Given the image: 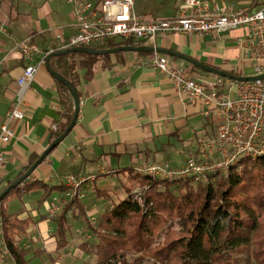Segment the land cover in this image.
Here are the masks:
<instances>
[{"label": "crops", "instance_id": "0c3cea01", "mask_svg": "<svg viewBox=\"0 0 264 264\" xmlns=\"http://www.w3.org/2000/svg\"><path fill=\"white\" fill-rule=\"evenodd\" d=\"M89 1L96 6L95 14L91 16L99 17L100 0ZM235 1L242 3L246 0ZM134 11L147 16L146 12L136 11V3ZM177 13L147 17L170 18ZM76 32L73 5L66 0H0V114L3 117L19 96L17 79L27 64L17 43L30 37L41 50L34 58L39 70L22 94L25 118L14 124V137L5 146L6 161L0 173L3 186L24 171L36 156H41L53 141L52 134L61 123L63 108L55 77L48 70L46 62L42 64L41 60L47 51L59 47L62 41ZM242 32V29L231 30L216 39L212 35L199 33L159 36L153 47L175 50L206 64L238 72L241 62L236 38ZM206 37L210 38L212 44L199 47V41ZM155 54L164 55L157 52L120 51L111 53L108 60H99L94 76L82 79L78 88L80 113L74 128L32 172L25 188L21 187L22 192L27 193L26 186L35 180L58 186L66 184L69 173L87 178L94 176V179L83 182L78 190L79 199L85 207L74 205V213L70 212L68 216L69 227L76 223L82 234L86 235V240L78 245L77 256L88 251L85 246L90 247L99 242L97 235L86 224V216L96 227L101 215L116 203L110 202L97 216V203L89 201L94 190L99 196H110L108 191L112 188L109 187L107 176L120 178L122 173L127 177L122 181L124 188H136L138 185L128 172L121 170L131 168L136 172L137 167L151 161H163L161 158L173 162L172 158L176 154H179L183 163L187 151L197 148L200 138L208 136L205 134L213 133L207 137L209 139L217 137L218 127L215 131L209 125L214 121L219 125L221 116L214 110L206 114L209 108L202 101L181 95L170 78L153 66L151 60ZM170 57L174 65L184 67L190 64L185 60L184 64L178 57ZM106 61L109 64L104 65ZM192 71L194 75L198 73L197 78L217 80L211 72ZM43 194L39 201L44 204V210L38 213L35 207L25 204L23 199H20L19 206L11 209L10 202L18 197L9 200L6 206L11 215L21 219L30 218L31 226L37 227L31 237L34 245L25 242L29 229L19 237V244L24 250L34 248L36 255L61 253V248H58L60 234L55 222L59 212L51 216L47 206L57 201L63 207L66 204L63 201L64 191L57 189L46 198H42ZM92 238H96V242H92ZM39 242L42 245L35 247ZM65 246H70L69 240ZM5 248L0 216V264H14L13 257L5 253Z\"/></svg>", "mask_w": 264, "mask_h": 264}, {"label": "trees", "instance_id": "16d2710c", "mask_svg": "<svg viewBox=\"0 0 264 264\" xmlns=\"http://www.w3.org/2000/svg\"><path fill=\"white\" fill-rule=\"evenodd\" d=\"M142 43L118 38L92 47L103 49ZM110 55L70 52L51 57V66L79 93L81 80L93 77L97 62L108 60ZM190 65L192 69L199 68ZM55 81L63 112L61 123L52 134L53 140L68 127L74 114L71 90L65 82L56 78ZM39 157L2 185L0 193ZM121 171L128 172L138 186L128 187L126 197L106 210L96 227L86 216V224L99 239L97 244L85 246L96 255L93 264H264V157L253 160L244 156L228 176L211 178L207 184L153 178L131 168ZM37 186L45 188L42 198L57 189L65 195L67 190L66 184L50 186L40 180L33 181L26 189ZM21 192L19 185L0 199L2 237L14 264L29 263L18 239L28 231L31 219L11 215L6 206ZM79 198L77 193L69 199L55 217L60 234L59 249L67 243L65 234L69 213L75 211L73 206L85 207Z\"/></svg>", "mask_w": 264, "mask_h": 264}, {"label": "built area", "instance_id": "2783aa9c", "mask_svg": "<svg viewBox=\"0 0 264 264\" xmlns=\"http://www.w3.org/2000/svg\"><path fill=\"white\" fill-rule=\"evenodd\" d=\"M73 5L77 32L62 41L56 48L47 51L103 45L109 41L134 39L145 45L155 46L159 36L172 34L212 35L215 39L224 32L242 29L236 38L240 49L238 75L264 74V0H183L178 13L170 18H149L134 11L136 0H100L101 15L95 14V5L89 0H66ZM27 64L17 79L19 96L13 101L6 116L0 114V173L6 161L5 146L14 137V124L25 118L23 92L35 78L39 66L34 63L40 47L30 37L17 43ZM153 66L167 75L181 95L199 99L207 108L221 116L217 137H202L197 148H190L181 165L172 166L165 161H151L137 167L138 172L153 178L170 181L188 180L194 184H207L211 178L228 176L232 167L239 165L244 156L253 160L264 157V79L234 81L218 76L217 80L197 78L188 66H178L171 62L169 55L155 54ZM253 73L245 74V68ZM232 72V71H230ZM233 73V72H232ZM56 128V127H54ZM94 176H66L67 190L63 201L77 195L82 183ZM26 178L20 186L25 188ZM3 180L0 174V187ZM49 215H56L62 208L57 201L47 206ZM5 253L10 254L5 248Z\"/></svg>", "mask_w": 264, "mask_h": 264}, {"label": "rangeland", "instance_id": "374dc122", "mask_svg": "<svg viewBox=\"0 0 264 264\" xmlns=\"http://www.w3.org/2000/svg\"><path fill=\"white\" fill-rule=\"evenodd\" d=\"M182 2L183 0H137L136 11L140 13L146 12V15L149 17H162L165 14H170L172 12L178 11V9L180 8V5H182ZM146 9H148V11H146ZM206 38L207 39H203L199 41V47H207L212 44L209 40L210 38L209 37H206ZM182 62L186 64L184 60ZM188 66L192 68L190 64H188ZM195 70L201 71V72H207L201 68H196ZM253 72H254L253 69L250 67L245 68L244 70L245 74H251ZM208 73L210 74V72ZM197 74L198 73L195 72L196 77L199 76ZM215 76L218 77L217 75ZM217 127H218V123L215 121L212 122L211 125H209V128H211L212 130L215 129V131L217 130ZM210 134H213V133L211 132ZM210 134H205V136L207 135L209 136ZM161 159L165 162H169V161L171 162V160L168 161L167 159H164V158H161ZM172 160L173 162L171 163L169 162L170 165L172 166L181 165L182 163L180 161L181 158L179 154L174 155ZM107 177L109 180V187L112 188L110 191H108L110 193V196H105V197L99 196V194H97L94 190V191H91V195L89 198V201L97 203V209H98L97 216H99L100 213L104 211V207H106L110 202L119 203V201H121L128 194L127 190L122 185V181L127 178L126 176H124V174L121 173L120 178H115L112 175L107 176ZM99 187H101V185ZM43 191H45L44 187L37 186L29 190V192L27 193L21 192V194L18 196L17 199H13L12 202H10V208L13 209L15 208L16 205L19 206L21 203L20 199H23L25 201V204H30L31 206L35 207L36 213L44 210L43 209L44 204L43 205L42 203L40 204V201H39L41 198V195L43 194ZM55 191L57 190H54L53 192ZM20 196L22 198H19ZM247 211H250V210L247 209ZM32 215L34 216L35 212H33ZM36 230H37L36 225L30 226L29 232H28L29 235L25 236V242L29 243L31 246L34 245V243H32L31 237L35 234ZM65 235H66L67 240L70 241V246L62 247L60 249L61 253L54 252L51 254L45 253L42 255H39V254L36 255V251L34 250V248L28 249V251H26V258L30 259L29 261L30 264H93L96 262V255L94 251L92 250L84 251V253H82L81 256L76 255L79 243L86 240V235L82 234V231L80 229V226H78V224L74 223V225L67 228ZM96 240H97L96 238L91 239L92 242H96ZM41 245L42 244L39 242L35 244V247H38ZM144 264H150V263L145 262Z\"/></svg>", "mask_w": 264, "mask_h": 264}, {"label": "water", "instance_id": "95a60500", "mask_svg": "<svg viewBox=\"0 0 264 264\" xmlns=\"http://www.w3.org/2000/svg\"><path fill=\"white\" fill-rule=\"evenodd\" d=\"M120 51H145V52H157V53H163L168 54L173 57H178L182 60L187 61L190 64H193L203 70H206L208 72H211L217 76L224 77L230 80L234 81H253L256 79H264V74L260 75H238L235 73H232L228 70L219 68L217 66H212L209 64H206L204 62L199 61L198 59L189 56L187 54L171 50V49H165V48H159V47H153L148 45H123L118 46L115 48H103V49H97L90 46H78V47H70V48H64L59 49L55 51H51L46 55V66L50 73L60 82H65L68 88L71 90L73 94V102H74V114L70 121V124L68 127L60 134L57 138H55L51 144L46 148V150L41 154V156L32 164V166L18 179L13 181L10 185H8L3 192L0 193V199L11 189L14 187L19 186L26 178H28L32 172L47 158V156L60 144L61 141H63L68 134L71 132V130L74 128L78 117L80 113V96L78 93V90L73 88L65 79L64 76H62L60 73L55 71L51 66V57L53 56H59L64 55L70 52H86L90 54H111L116 53Z\"/></svg>", "mask_w": 264, "mask_h": 264}]
</instances>
